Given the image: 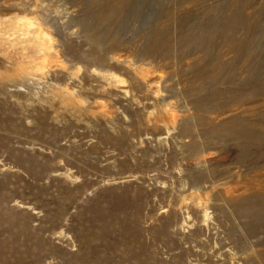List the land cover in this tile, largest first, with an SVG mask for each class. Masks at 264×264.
<instances>
[{
	"label": "rangeland",
	"instance_id": "374dc122",
	"mask_svg": "<svg viewBox=\"0 0 264 264\" xmlns=\"http://www.w3.org/2000/svg\"><path fill=\"white\" fill-rule=\"evenodd\" d=\"M0 264H264V0H0Z\"/></svg>",
	"mask_w": 264,
	"mask_h": 264
},
{
	"label": "bare ground",
	"instance_id": "6f19581e",
	"mask_svg": "<svg viewBox=\"0 0 264 264\" xmlns=\"http://www.w3.org/2000/svg\"><path fill=\"white\" fill-rule=\"evenodd\" d=\"M243 122V121H242ZM239 123L238 122H233V124H231L227 129H226V132L227 135H243L242 136V139L243 140H248V137H250V135H254V136H260L261 133H259V130L257 129H248V128H245L243 125L242 127H239ZM257 127V126H256ZM261 128V127H260ZM224 136V135H223ZM227 137V136H226ZM236 138V137H235ZM262 142H260V140L257 138L255 140H253V145L255 146H258L260 145Z\"/></svg>",
	"mask_w": 264,
	"mask_h": 264
}]
</instances>
